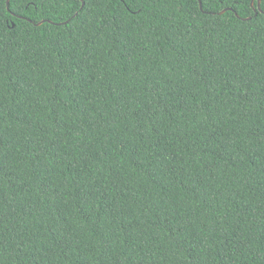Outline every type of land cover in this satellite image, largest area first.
<instances>
[{
    "label": "trees",
    "instance_id": "1",
    "mask_svg": "<svg viewBox=\"0 0 264 264\" xmlns=\"http://www.w3.org/2000/svg\"><path fill=\"white\" fill-rule=\"evenodd\" d=\"M200 3L0 0V264H264V0Z\"/></svg>",
    "mask_w": 264,
    "mask_h": 264
},
{
    "label": "water",
    "instance_id": "2",
    "mask_svg": "<svg viewBox=\"0 0 264 264\" xmlns=\"http://www.w3.org/2000/svg\"><path fill=\"white\" fill-rule=\"evenodd\" d=\"M198 2H199V8L202 10L200 0H198ZM252 3H253V1L251 2V6L253 5ZM7 4H8V0H7ZM83 4H84V3L82 2L81 5L83 6ZM257 9H258V12H261V13H262V11H261V9H260V0H257ZM231 10H232V9H230V8H226V9L222 10L221 12H219L218 14L221 15V14L225 13L226 11H231ZM255 15H256V13H255ZM244 20H249V18L244 19ZM42 23H43V21L37 23L36 25L38 26V25H41ZM65 23H66V22H65ZM65 23H59V25H61V24H65Z\"/></svg>",
    "mask_w": 264,
    "mask_h": 264
}]
</instances>
